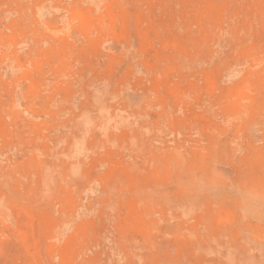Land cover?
I'll use <instances>...</instances> for the list:
<instances>
[{
    "label": "rangeland",
    "instance_id": "rangeland-1",
    "mask_svg": "<svg viewBox=\"0 0 264 264\" xmlns=\"http://www.w3.org/2000/svg\"><path fill=\"white\" fill-rule=\"evenodd\" d=\"M0 264H264V0H0Z\"/></svg>",
    "mask_w": 264,
    "mask_h": 264
}]
</instances>
